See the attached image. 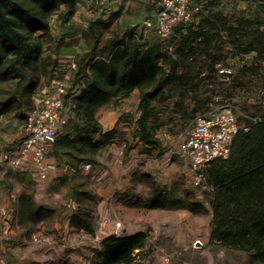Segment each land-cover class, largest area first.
<instances>
[{"label":"trees","instance_id":"16d2710c","mask_svg":"<svg viewBox=\"0 0 264 264\" xmlns=\"http://www.w3.org/2000/svg\"><path fill=\"white\" fill-rule=\"evenodd\" d=\"M205 1L207 4L196 14L200 19L178 24L169 39L155 35L150 36L155 39H137L133 36L134 27L129 38L117 34L111 39L106 51L99 54L102 58L97 60H94L97 55L94 49L100 36L97 26L103 20L101 17L91 18L83 29V35L95 46L75 53L77 67L73 71V79L79 81L84 75V86L73 97L72 116L67 129L57 139L54 154L58 158L72 164L82 160L96 161L97 153L111 144L116 135V128L103 131L99 110L135 90H139L138 126L133 130L134 138L126 149L159 145L156 133L166 108L162 105L169 98L176 97L175 109H182L190 92L194 93L193 100H197L200 86L208 83L206 77L200 75L205 66L211 67L209 57L215 56L213 52L219 49L213 41L219 36L221 25L229 30L238 48L255 49L260 55L264 54V28H261L263 24L259 20L264 15L261 14L264 8H257L253 17L236 15L233 17L235 22L231 17L228 19L227 14L221 11L223 9L218 10L222 0H197L198 3ZM243 1L250 5L257 3V0ZM78 2L0 0V114L8 113L14 107L17 110L15 114L25 120L27 111L24 108L33 105V96L39 85L47 84L57 76L59 57H42L46 41L53 40L59 47L62 39L52 34L51 19L57 16L58 20L71 22ZM216 11L222 16L215 14ZM231 19L234 22H228ZM169 46L173 49L169 50ZM251 69L253 74L256 73L255 67ZM213 70L208 69L210 72ZM40 75L44 76L42 80ZM235 79L238 86L244 85L241 78ZM166 109L176 116L175 111ZM174 116L173 120L176 119ZM20 173L19 178L34 183L30 175ZM209 175L215 185L210 200V242L229 250L246 252L264 264V119L252 125L249 131L240 130L236 134L230 157L215 160ZM34 195V188L30 192L23 191L19 204L23 217L37 223L52 216L56 208L36 202ZM70 195L76 199H90L89 202L102 199L97 192L85 188L80 190L74 185H71ZM142 203L150 210L187 208L198 212L205 208L201 201L175 196L153 182L149 198ZM70 222L83 231L95 233L88 213L80 208L70 216ZM148 245L147 231L132 235L111 234L103 241L98 264H144L151 253Z\"/></svg>","mask_w":264,"mask_h":264},{"label":"rangeland","instance_id":"374dc122","mask_svg":"<svg viewBox=\"0 0 264 264\" xmlns=\"http://www.w3.org/2000/svg\"><path fill=\"white\" fill-rule=\"evenodd\" d=\"M86 1L88 0H79L78 5L86 6ZM113 1L115 0H107L104 6L102 0H89L88 4L96 8L101 9L104 6L100 14L94 13L90 18L84 19L81 17L82 13H75L69 23L64 22L61 18L58 20L57 16L52 18V34L62 37V39L59 47L54 45L53 40L45 42L43 59H48L50 56L61 57L66 54H75L77 46H80V37L84 39L82 40L83 46L80 47L81 51L91 50L95 46L94 42H90L91 39L83 35V29L88 26L92 17H101L103 20L97 26L100 29V36L94 49L95 54H102L106 51V45L110 44L111 39L117 34L121 37V29L131 27L136 19L143 20L150 16L154 6L147 3L149 0H130L133 4L129 5L130 8L126 9L125 16H122V11L125 5L129 4V0H118L120 2L118 11H113L112 7L116 6ZM237 1L227 0L224 9L218 10L227 14L228 19L230 17L233 19L236 15L253 17L256 15L257 8H264V0H257V3L260 4L253 5L244 1L243 7L245 8L240 9L235 6ZM139 5L143 6L139 7ZM263 12L261 10V14H264ZM215 14L222 16L218 11ZM79 17L86 22H80ZM261 17L259 20L262 25L264 24L262 23L264 15ZM232 19L228 22H237ZM79 33L80 36L77 37L76 35ZM71 36L74 37L70 39ZM150 38L155 39L154 37ZM224 50L223 47L217 48L213 52L215 56L209 57L212 62L211 67L205 66V75H200V77H206L208 83L200 86L197 100H193L194 93L190 92L185 97L184 108L177 109V111L174 109L175 120L172 119V113L166 108L162 112V106L165 105L159 106L163 118L161 125L167 121L174 125L173 132L178 133L185 130L189 120L206 112L209 108L222 105L231 108L239 117L241 124L248 123L251 115L264 113V67H255L256 73L254 74L251 69L253 67L246 71H244L245 68H239L235 78H241L243 86H238L235 78V80L225 82L216 75L214 70L213 72L208 71V69H214L216 61L224 58ZM261 58H264V54L259 56V59ZM40 77L42 80L44 76L40 75ZM42 85L43 83L39 87ZM121 103V100L110 102L105 107L117 109ZM29 108L30 106H26L25 112ZM136 109L134 106V110ZM16 112L17 110L11 107L8 113L0 114V264H98L100 261L99 251L103 248V241L106 237L114 234L115 224L113 223L118 219L123 221L121 235H132L140 231L149 233L148 246L151 253L144 264H150L149 260L152 261V264H260L246 252L229 250L210 242L212 221L210 200L212 195L191 187L187 177V164L182 156L175 158L177 172L167 165H162L165 169L161 168L158 173L152 172V175L158 176L157 180L162 183L158 186L170 190L173 195L201 201L205 208L198 212H192L187 208L150 210L144 207L142 202H145L150 196L153 182L151 180H147L146 188H139L135 192L131 191L129 194L116 192L102 207L101 201L104 198L97 202H89L90 199L87 198L72 197L70 195L71 179L68 175L56 178L49 184L36 180L31 184L28 180L19 178L22 173L12 174L4 160V155L8 147L17 146L22 142L19 133L25 121L19 118L15 114ZM138 117L136 111L122 113L120 122L127 125L128 130L124 129V125L115 127L116 135L110 145H115L118 149L126 142L128 146V143L133 140L130 133L138 126ZM66 126L64 129H67ZM55 147L56 143L53 153H55ZM163 147V143L160 146L157 145L155 150L152 147L144 146L139 149V153L146 154L147 162H150L149 165H151L160 157L158 153L164 152ZM138 164L144 166L146 162L140 161ZM139 169L142 170V167ZM24 175L30 174L24 173ZM91 178V175L76 172L74 183L75 185L82 183L89 185L92 181ZM92 185L94 186L95 183L93 182ZM33 188L36 202L56 208L52 216L37 223L23 217L19 204V198L23 191L30 192ZM88 188L95 191L90 185ZM36 193H38L37 196ZM136 193H139L138 196ZM133 195L134 197H132ZM135 196L138 199H135ZM4 205L7 206L6 214H2L1 211ZM79 208L88 213L89 220L95 226V233L83 231L71 224L70 216ZM104 220L108 223L103 224ZM49 238H53V245L45 242Z\"/></svg>","mask_w":264,"mask_h":264},{"label":"built area","instance_id":"2783aa9c","mask_svg":"<svg viewBox=\"0 0 264 264\" xmlns=\"http://www.w3.org/2000/svg\"><path fill=\"white\" fill-rule=\"evenodd\" d=\"M227 0H222L220 9H224ZM155 11L143 19L141 26L134 32V37L147 40L155 35L162 39H169L175 27L180 23H191L198 11L207 2L198 3L197 0H153ZM242 0L235 6L243 7ZM253 5V3H252ZM207 11V10H206ZM264 28V24L261 26ZM219 36L213 41L220 48H225L224 58L214 63L216 75L225 82L232 81L239 68L264 67V58L259 59V52L255 49L242 50L232 40L229 30L221 25ZM169 46V50H172ZM76 54H66L59 57L57 76L47 84L39 87L33 96V105L27 110L25 122L19 133L22 142L17 146L6 149L4 160L12 174L29 173L39 182L49 184L56 178L74 172H83L96 177L95 164L82 160L77 164L60 160L53 149L57 139L72 116V99L84 86L83 79L74 81L73 71L77 67ZM102 58L96 55L94 60ZM95 62V61H94ZM90 68V66H88ZM206 72L202 74L205 75ZM176 97H171L165 103L166 108L175 109ZM250 121L241 124L237 114L227 106L209 108L189 120L186 128L178 133L173 132L174 125L163 122L158 131V138L166 146L164 155L166 160H173L175 156H182L187 164V177L194 189L213 193L215 185L210 181L209 170L215 160L228 159L236 134L240 130L249 131L252 125L264 119V113L249 116ZM127 144L118 148V161L123 162ZM94 176V177H93ZM7 206H2V214H6ZM108 222L104 220L103 224ZM114 234L120 236L123 221H114ZM46 243H54L53 238L46 239Z\"/></svg>","mask_w":264,"mask_h":264},{"label":"crops","instance_id":"0c3cea01","mask_svg":"<svg viewBox=\"0 0 264 264\" xmlns=\"http://www.w3.org/2000/svg\"><path fill=\"white\" fill-rule=\"evenodd\" d=\"M113 2H115V5H116L112 7L113 11H118L120 9L118 8V4L120 2H118V0H115ZM88 3H89V0L86 1V6H83V7L81 4H79L75 12L76 14L82 13L81 17H84V19L90 18V16L94 15V13L100 14L101 11L103 10V7L107 3V0H102V3L104 4V6L101 9H99V7L96 8L95 6L90 5ZM147 3L154 5L153 0H149L147 1ZM132 4L133 2L129 0V4L125 5L124 10L122 11V16H125L124 13L126 12V9H129ZM141 6L143 5H139V7ZM154 11L155 9L153 6L152 13H154ZM81 17H79L78 20H80V22H86V21H83ZM142 21L143 20L141 19H136V22L133 23L131 27L126 28V29H121V36L126 35V37L129 38L132 35L130 34V32L133 30V28L136 27L134 29V32H135L141 26ZM136 25L138 26V28ZM76 36L79 37L80 33L77 34ZM72 37L74 36H71L70 39ZM82 40H84L83 37H80V43H79L80 46H77V49H76L77 52L81 51L80 47L83 46ZM121 101L122 103L117 109H109V108H106L105 107L106 105H105L104 106L105 109L104 107H102L99 110L98 118L100 119L103 125V131L111 130L120 125L123 126L124 123L121 124L120 121H121V114L124 112L134 113L136 111L137 116L139 115V110H138L139 90H135L130 95L121 99ZM134 106H136L137 108L136 110H134ZM125 124H128V123H125ZM124 129L128 130V126L124 125ZM130 136L132 139L134 138L133 133H130ZM161 143H163V146H164L163 151H165L166 144L160 140V144ZM142 147L144 148V146H137L131 149L127 148L125 150L123 162L118 161L119 160L118 153H117L118 149H116L115 145L109 144L108 146H106L104 149L100 150L97 153L96 161L93 162L95 164L94 172H95L96 177L93 176L94 178H91L92 181L89 185L90 187L94 188L95 192H97V194L100 195L101 198H104L103 201H101L102 207L107 202V200L113 197L114 194L118 191H120L123 194L125 193L129 194L131 191L135 192L139 188H142V189L144 187L146 188L147 180H151L153 181V183H156L158 181L156 184L162 185V183L159 180H157L159 179L158 176L156 177V176H153L152 174L158 173L159 171H161V168L165 169V167H163L164 165L169 166L171 169H173V171L177 172L176 163H175V158L177 156L173 157V160L168 161L166 160V157L164 156V152H162L161 154L158 153V155H160V157H158V160H156L154 163H151V165H149L150 162H147L148 156H146V154L144 153H139V149H141ZM152 148L155 150L156 146H152ZM59 159L61 160V158ZM140 161L146 162V164L144 166L139 165L138 163ZM139 167H142V170H140ZM68 176L71 179L70 184L77 186L76 188L80 190H82L83 187H86L85 189H90L88 188L89 185L87 183L75 185L74 183L75 175L74 174H73V178H72V174H69ZM93 182L95 183L94 186L92 185ZM121 183L123 184L121 185ZM136 194L138 196L139 193H136ZM37 195L38 193H36V196ZM132 197H134V195ZM135 199H138V197L135 196Z\"/></svg>","mask_w":264,"mask_h":264},{"label":"clouds","instance_id":"9594fccd","mask_svg":"<svg viewBox=\"0 0 264 264\" xmlns=\"http://www.w3.org/2000/svg\"><path fill=\"white\" fill-rule=\"evenodd\" d=\"M137 26V25H136ZM25 122V121H24ZM20 173V172H19ZM23 173H25V172H23ZM31 176V175H30ZM32 177V176H31Z\"/></svg>","mask_w":264,"mask_h":264},{"label":"water","instance_id":"95a60500","mask_svg":"<svg viewBox=\"0 0 264 264\" xmlns=\"http://www.w3.org/2000/svg\"><path fill=\"white\" fill-rule=\"evenodd\" d=\"M198 243H200V242H198Z\"/></svg>","mask_w":264,"mask_h":264}]
</instances>
